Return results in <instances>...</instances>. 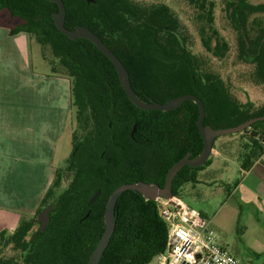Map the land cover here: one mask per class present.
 Returning a JSON list of instances; mask_svg holds the SVG:
<instances>
[{
	"label": "trees",
	"instance_id": "16d2710c",
	"mask_svg": "<svg viewBox=\"0 0 264 264\" xmlns=\"http://www.w3.org/2000/svg\"><path fill=\"white\" fill-rule=\"evenodd\" d=\"M66 27L84 26L98 35L126 67L132 88L146 102L167 101L192 94L205 105V126L228 129L264 116V103L243 102L219 74L201 68V60L190 50L179 17L165 3L144 4L137 0H62ZM206 20L201 30L207 52L225 59L229 43L213 27L215 4L208 0H187ZM20 24L11 35L27 33L42 47H49L71 81L72 109L76 130L66 166L32 218H22L13 233H0V264H87L105 231L104 214L114 191L124 184L160 183L164 186L170 168L191 153L203 150L197 120L199 107L186 102L172 112L137 109L129 100L109 59L88 40H70L53 23L59 7L47 0H0ZM228 18L237 34V60L253 70L244 79L264 91V26L251 20L264 14V4L233 0ZM246 99V98H245ZM263 102V101H261ZM137 132L132 137L134 126ZM246 146L234 143L241 168L250 169L261 154L264 121L242 133ZM215 148V146H214ZM220 149V148H219ZM241 150V151H240ZM201 168L184 167L175 177L173 194L186 185H197ZM100 191L98 198L89 201ZM52 206L50 220L40 230V214ZM116 229L100 264H150L167 248L169 227L156 202L140 193L125 192L115 210ZM11 249V255L4 251Z\"/></svg>",
	"mask_w": 264,
	"mask_h": 264
},
{
	"label": "crops",
	"instance_id": "0c3cea01",
	"mask_svg": "<svg viewBox=\"0 0 264 264\" xmlns=\"http://www.w3.org/2000/svg\"><path fill=\"white\" fill-rule=\"evenodd\" d=\"M19 24L7 10L0 11V233H13L22 218L36 215L56 176L58 146L69 140L72 148L71 81L34 69V39L10 33ZM256 96L243 102L264 103ZM244 138H224L211 156L221 160L219 166L237 162L241 168L234 143L238 139L246 146ZM241 171L245 179L231 194H239L238 216L264 226V168L253 164ZM255 246L264 251V235Z\"/></svg>",
	"mask_w": 264,
	"mask_h": 264
},
{
	"label": "rangeland",
	"instance_id": "374dc122",
	"mask_svg": "<svg viewBox=\"0 0 264 264\" xmlns=\"http://www.w3.org/2000/svg\"><path fill=\"white\" fill-rule=\"evenodd\" d=\"M144 4L165 3L171 7L174 13L179 17L182 23V30L188 38L190 50L201 60V68L205 71L219 74L228 84L238 99L246 100L250 97L264 101V91L258 87L248 85L244 82L246 76L253 70L251 65L243 64L237 60V34L233 29L228 18L227 6L233 0H208L215 4V22L213 27L217 29L220 35L229 43L230 52L225 59H218L207 52L202 44L201 30L206 29L208 24L206 20H201L198 16L200 12L187 0H137ZM247 2L258 5L264 4V0H246ZM251 20L264 23V14L252 16ZM264 26V24H263ZM33 66L40 73L53 74L51 61H55L52 51L49 47H42L36 40L33 43ZM57 75L66 77L65 69L56 63ZM75 110L72 113V127L70 134L76 130ZM230 136V135H228ZM228 136L219 137L215 142L214 150L221 147L222 141ZM244 137V135H237ZM239 138V137H237ZM246 139V138H244ZM247 140V139H246ZM238 141V139H237ZM236 141V142H237ZM62 145L61 148H59ZM72 148L69 140L58 146L54 168L62 170L63 183L59 191H62L69 183L66 166L71 155ZM210 165L204 167L198 173V186L193 191V185L189 184L183 187L179 192V197L190 208L200 212L211 221V227L215 232L218 242L228 248V250L239 260L240 264H264V251L257 250V240L264 235V226L259 225L253 218L238 216L237 208L239 198H233L235 186L245 179L241 168L237 162H230L227 166L220 165L221 160L210 157ZM253 176H256L253 173ZM240 200V199H239ZM5 255H11V249L4 251ZM2 253H0V256ZM150 264H156L155 259Z\"/></svg>",
	"mask_w": 264,
	"mask_h": 264
},
{
	"label": "water",
	"instance_id": "95a60500",
	"mask_svg": "<svg viewBox=\"0 0 264 264\" xmlns=\"http://www.w3.org/2000/svg\"><path fill=\"white\" fill-rule=\"evenodd\" d=\"M49 2H53L58 5L59 12L53 14V23L58 29L60 33L65 35L70 40H88L92 44H94L97 50L106 56L109 61L112 63L115 68L119 81L123 90L125 91L129 100L134 104V106L146 112L150 111H160V112H172L181 108L186 102H194L199 107V117L197 120V127L199 130V134L203 140V150L201 154L196 158H191L192 154L188 153L184 158L175 163L167 173L166 180L164 186H161L158 183H145V182H137L131 184H124L117 188L114 193L111 195L107 207L104 214L105 221V231L99 240L95 250L91 254L87 264H100L102 257L109 246V243L113 237V234L116 229V217L115 210L116 205L119 198L127 191H135L140 193L147 201H156L157 199H171L173 194V182L177 174L186 166L198 169L207 164L209 161L213 151L215 142L219 137L234 135L238 133H242L246 129L250 128L253 124L264 121V116L249 120L248 122L228 129H213L210 126L204 125V120L206 116V108L201 99L192 94H187L184 96H180L174 99L167 101L165 104L150 101L146 102L140 99L137 93L134 91L131 85L129 73L122 63V61L116 56V54L110 50L106 46V44L102 41V39L96 35L92 30L84 26H77L73 29H69L66 27V7L62 0H47ZM88 3H94V0H86ZM137 132V125L134 126L132 137ZM100 191L96 192V194L89 201V205H91L99 196ZM52 206H49L45 209L40 216L38 217V221L41 223L40 230L44 231L47 227L50 220V211Z\"/></svg>",
	"mask_w": 264,
	"mask_h": 264
},
{
	"label": "built area",
	"instance_id": "2783aa9c",
	"mask_svg": "<svg viewBox=\"0 0 264 264\" xmlns=\"http://www.w3.org/2000/svg\"><path fill=\"white\" fill-rule=\"evenodd\" d=\"M254 164L264 168V140ZM154 202L169 227L166 251L154 258L156 264H240L218 242L209 220L187 206L179 196Z\"/></svg>",
	"mask_w": 264,
	"mask_h": 264
},
{
	"label": "flooded vegetation",
	"instance_id": "af4514ba",
	"mask_svg": "<svg viewBox=\"0 0 264 264\" xmlns=\"http://www.w3.org/2000/svg\"><path fill=\"white\" fill-rule=\"evenodd\" d=\"M156 183V182H155ZM158 184H160V183H158ZM161 185V184H160Z\"/></svg>",
	"mask_w": 264,
	"mask_h": 264
}]
</instances>
